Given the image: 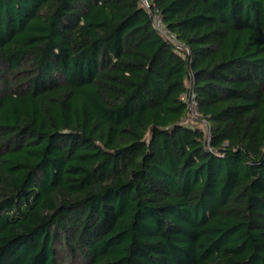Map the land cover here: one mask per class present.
<instances>
[{
    "label": "trees",
    "instance_id": "obj_1",
    "mask_svg": "<svg viewBox=\"0 0 264 264\" xmlns=\"http://www.w3.org/2000/svg\"><path fill=\"white\" fill-rule=\"evenodd\" d=\"M149 1L0 0V264H264V0Z\"/></svg>",
    "mask_w": 264,
    "mask_h": 264
},
{
    "label": "built area",
    "instance_id": "obj_2",
    "mask_svg": "<svg viewBox=\"0 0 264 264\" xmlns=\"http://www.w3.org/2000/svg\"><path fill=\"white\" fill-rule=\"evenodd\" d=\"M142 5H144L151 13L152 19H153V25L155 29L160 32L163 36H165L168 39L176 41V36L173 34L170 29L166 26L160 12L158 9H153L149 0H140ZM190 99V105L193 108V106L196 104L195 101V95L192 94ZM194 117H197L196 113L194 112Z\"/></svg>",
    "mask_w": 264,
    "mask_h": 264
}]
</instances>
